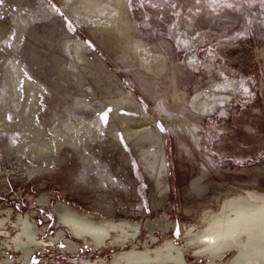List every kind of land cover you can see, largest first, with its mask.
Wrapping results in <instances>:
<instances>
[{"label":"rangeland","instance_id":"374dc122","mask_svg":"<svg viewBox=\"0 0 264 264\" xmlns=\"http://www.w3.org/2000/svg\"><path fill=\"white\" fill-rule=\"evenodd\" d=\"M84 4L0 0V264H115L167 246L174 255L151 264H229L236 248L212 257L199 237L230 202H264V0H125L115 35L71 12ZM140 48L165 68H149ZM26 76L42 87L35 123L56 148L47 170L1 128L19 124L11 80L22 98ZM116 100L152 117L138 148L112 116ZM155 151L165 174L145 165ZM58 203L109 220L105 241L73 235ZM28 237L29 254L16 243Z\"/></svg>","mask_w":264,"mask_h":264},{"label":"bare ground","instance_id":"6f19581e","mask_svg":"<svg viewBox=\"0 0 264 264\" xmlns=\"http://www.w3.org/2000/svg\"><path fill=\"white\" fill-rule=\"evenodd\" d=\"M80 1L85 3L84 6H76V8H70V10L81 21L88 24L98 22L103 29L114 35L121 34L123 31H126V27L123 26L125 21V18L123 17V4L125 0ZM50 12V14L55 13L54 10H51ZM106 31H104V33ZM139 51L145 59L144 63H146L149 68L156 72H161L165 68V61L162 56H149L143 48H140ZM74 54L77 61L80 62L79 57L81 56V53L74 52ZM11 82L14 85L12 86L11 95V100L15 106L13 112L15 115L19 116V124L13 126L12 124H15V121H8L2 124L1 128L4 131L18 133L17 135L20 139L19 146L28 143V146L26 147L27 149L25 150L35 153L37 158L40 160V162L36 165L37 169L47 170L55 147L52 137L47 134V131L44 128L39 127L35 123L36 112L42 101V87L30 77L26 76L22 78L24 88H22L23 95L21 98L19 88L15 87L16 80L12 79ZM2 102L3 101L0 98V108L4 105ZM113 102L114 106L112 116L117 117L122 127V133L135 148H138L144 141L143 139L146 137L144 128L147 126L151 127L152 125V117L149 116L148 113L142 115L123 113L122 110H119L120 105H122V101L116 100ZM195 104L199 107V109H203L208 106L209 102L202 100L200 97L195 101ZM5 113V109L0 112V119L5 116ZM185 121L188 122L187 119ZM0 123H3V120H1ZM115 123L116 122H112L111 126L116 128L117 124L115 125ZM110 131L112 136L117 138L116 129H110ZM86 138L93 140L98 137H96V134L91 133L87 134ZM79 140L81 141V139ZM66 141L71 144L77 142L76 131L74 129L69 131ZM145 159L147 162L145 165L148 166L149 170L154 175L157 173L165 174V171L162 170L163 158L161 156V151L152 152L149 156L145 157ZM43 160L46 162L43 163ZM259 168L264 169V165ZM198 184H194L193 186H197ZM47 198V196L46 198L40 197L39 200H46ZM6 210L9 212L8 209ZM56 211L63 223L72 226L77 236L90 234L94 237L97 244H101L105 241L107 231L111 225L109 220L97 221L85 214L71 211L60 203L56 205ZM5 218H0V226L4 224ZM23 223H25L29 228V221H24ZM125 224L133 229H138V225L136 223L126 222ZM148 226L152 227L149 223ZM128 234L127 229H123L122 235L120 238H117L116 241L120 243V239L125 238ZM199 238L200 244L203 246L205 245V247L210 250L212 257L221 256L226 253V251L236 248L238 250V254L233 257L229 264H264V202H253L247 200L230 202L229 209L223 211L222 214L218 216H214L209 225L200 233ZM16 243L19 248H23V250L29 254V247H27L29 237L28 241L19 238L16 240ZM176 250V256L180 255V250ZM172 251L173 248L167 246L165 249L156 250L154 255L142 252L138 253L135 251L127 252L124 253L125 262L117 259L115 264H151L154 261L155 263H158L173 256L174 253Z\"/></svg>","mask_w":264,"mask_h":264},{"label":"water","instance_id":"95a60500","mask_svg":"<svg viewBox=\"0 0 264 264\" xmlns=\"http://www.w3.org/2000/svg\"><path fill=\"white\" fill-rule=\"evenodd\" d=\"M68 228H71V227H68ZM72 230V229H71ZM72 234L75 235V233L72 231Z\"/></svg>","mask_w":264,"mask_h":264}]
</instances>
